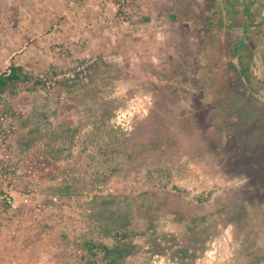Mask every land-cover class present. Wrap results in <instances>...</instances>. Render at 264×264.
Wrapping results in <instances>:
<instances>
[{
	"label": "rangeland",
	"instance_id": "374dc122",
	"mask_svg": "<svg viewBox=\"0 0 264 264\" xmlns=\"http://www.w3.org/2000/svg\"><path fill=\"white\" fill-rule=\"evenodd\" d=\"M120 1L95 0V12L65 14L49 2L43 13L48 51L59 65L38 76L96 57L108 65L100 92L85 88L88 69L70 91L59 81L49 91L42 84L0 102L24 110L17 150L28 118L44 137L17 152L15 162L23 188L37 184L31 203L46 204L39 221L23 207L0 218V264H89L82 237L104 199L135 232L138 251L125 264H264V76L256 29L241 32L244 6L253 20L256 0H124L126 18L113 9ZM30 3L0 0V7L18 16L13 7ZM27 12L32 21L39 15ZM74 26L92 37L76 46L83 49L80 59L52 42ZM142 100L146 112L125 129L108 123L117 110ZM49 134L60 149L54 158L45 152ZM77 135L80 149L72 154ZM63 172L77 178L68 190Z\"/></svg>",
	"mask_w": 264,
	"mask_h": 264
},
{
	"label": "trees",
	"instance_id": "16d2710c",
	"mask_svg": "<svg viewBox=\"0 0 264 264\" xmlns=\"http://www.w3.org/2000/svg\"><path fill=\"white\" fill-rule=\"evenodd\" d=\"M244 14V13H242ZM108 65L104 62H94L89 66V80L85 88H90L94 93H98L101 87L107 81L106 69ZM43 84L38 74L23 65L16 63L13 59L9 61L6 69L0 72V102H5L7 98L15 97L22 91L37 90ZM61 84L70 91L72 87L77 86V79L61 80ZM23 118V116L21 117ZM22 121V120H21ZM31 118L22 121V126L26 127V132L18 139V155L20 156L26 150L32 148L43 140V135H37V126L32 124ZM55 135L49 134L46 145V155L54 158L60 149H56ZM64 173V190H68L73 184L75 174L69 172ZM102 207L92 215L95 224L90 226L89 231L83 234V245L91 256L89 264H97V257L99 256L104 264H125V258L138 251V243L131 239L135 234L131 230L128 220L122 214H115L111 210H107L105 206L108 205L107 200L99 202ZM104 205V206H103ZM89 233H96L97 235L110 236L114 243L111 246L102 243L93 235Z\"/></svg>",
	"mask_w": 264,
	"mask_h": 264
},
{
	"label": "built area",
	"instance_id": "2783aa9c",
	"mask_svg": "<svg viewBox=\"0 0 264 264\" xmlns=\"http://www.w3.org/2000/svg\"><path fill=\"white\" fill-rule=\"evenodd\" d=\"M123 2L124 0H121L114 4L113 9L120 15L123 13L124 16L121 15V17L126 18L127 13L122 9ZM57 50H60V48H57ZM95 61L96 57H92L63 72L50 73L45 71L39 78L42 80L46 91L53 88L55 82L63 79L84 81L86 80L89 66ZM145 101L142 100L140 104L135 103L123 110H117L114 116L108 120V123L113 126L124 127L125 129L136 113L146 112L147 104ZM23 115L24 110L11 109L0 103V218L17 214L19 208L23 207L26 215L39 221L42 219L46 204L43 201L31 203V196L37 184L29 182L23 188L22 180H24V176L21 175L15 162L18 150L14 146V139L19 131V118ZM78 139H81L79 135L76 136L74 144L71 147L72 154H76L80 149V140ZM16 194H18L17 198ZM48 199L55 205L60 203L58 196L50 195ZM55 218H58L57 214H55Z\"/></svg>",
	"mask_w": 264,
	"mask_h": 264
},
{
	"label": "crops",
	"instance_id": "0c3cea01",
	"mask_svg": "<svg viewBox=\"0 0 264 264\" xmlns=\"http://www.w3.org/2000/svg\"><path fill=\"white\" fill-rule=\"evenodd\" d=\"M31 2L29 6L26 5L27 7H13V10L19 14L23 13L24 9H28L25 10L26 14L20 16L19 14L13 16L11 14L13 11L10 8L8 10L6 6L0 7V61H4V68L1 71L6 69L8 61L12 59L34 72L59 65V60L51 56L48 51V45L51 43L48 32L50 26L48 18L43 16V13H48L49 2L54 5L58 14L95 12L96 9L95 0H31ZM27 11L39 12V15L37 14L32 21ZM2 12L9 13V15L4 17ZM78 28L80 29L81 26L78 25ZM91 40L92 37L76 32L74 26L71 34L69 28H65L51 41L67 45L74 52V57L80 59L83 49L80 46V51H78L76 46L89 44Z\"/></svg>",
	"mask_w": 264,
	"mask_h": 264
},
{
	"label": "flooded vegetation",
	"instance_id": "af4514ba",
	"mask_svg": "<svg viewBox=\"0 0 264 264\" xmlns=\"http://www.w3.org/2000/svg\"><path fill=\"white\" fill-rule=\"evenodd\" d=\"M254 5L258 6V12L256 13V17L255 19H251L250 18V11L249 8L247 7V5L244 6V14H243V22H242V34L247 35L249 32V29H256L255 30V35L253 36V41L255 43V45L260 46V53H259V57H260V62H261V71L263 73L264 76V49H262L261 47L264 46V0H256L254 2ZM258 33V34H257ZM259 33H261V36H259ZM252 35V33H251ZM249 36V34H248ZM245 36L241 37L239 39V47L245 45L244 41H245ZM263 53V54H262Z\"/></svg>",
	"mask_w": 264,
	"mask_h": 264
}]
</instances>
